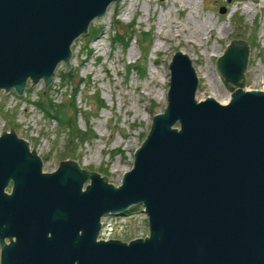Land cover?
I'll use <instances>...</instances> for the list:
<instances>
[{"label":"water","instance_id":"1","mask_svg":"<svg viewBox=\"0 0 264 264\" xmlns=\"http://www.w3.org/2000/svg\"><path fill=\"white\" fill-rule=\"evenodd\" d=\"M117 1L0 0L2 93L48 84L61 61L65 72L73 39ZM250 46L230 38L213 61L225 102L195 98L191 59L174 50L165 106L117 185L72 159L42 171L1 130L0 264H264V89L243 87ZM136 204L143 236L98 237L101 216Z\"/></svg>","mask_w":264,"mask_h":264},{"label":"rangeland","instance_id":"2","mask_svg":"<svg viewBox=\"0 0 264 264\" xmlns=\"http://www.w3.org/2000/svg\"><path fill=\"white\" fill-rule=\"evenodd\" d=\"M219 6L225 10L219 12ZM233 37L251 45L243 87L264 89V0L112 2L71 42L65 71H73L69 82L59 78L65 64L61 61L46 85L39 79L29 87L28 79L20 94L0 88V131L12 127L26 140L28 149L41 157L42 171L72 159L117 185L152 115L165 106L167 62L174 50L191 59L198 79L195 98L210 95L225 102L230 94L213 61ZM77 80L73 99L80 111L74 113L69 90ZM39 92L62 101L59 115L69 121L75 114V120L60 124L44 116L33 103ZM98 98L103 105L96 108ZM141 209L136 204L130 214L106 217L99 236L123 241L143 236L147 226Z\"/></svg>","mask_w":264,"mask_h":264},{"label":"trees","instance_id":"3","mask_svg":"<svg viewBox=\"0 0 264 264\" xmlns=\"http://www.w3.org/2000/svg\"><path fill=\"white\" fill-rule=\"evenodd\" d=\"M94 30L90 32V35L93 34ZM72 75H73V71H71V70H68L67 72L59 71V78L62 82L63 81L69 82L70 77ZM77 87H78V80L75 84L70 86L71 89L69 90V94L71 97V106L73 108L74 113L80 111L79 108H77L75 106L74 99H73L74 94L77 91ZM95 95H97V92H95ZM44 97H45V99H44ZM61 102L62 101L54 102V100L51 97L47 96L46 93L43 95L41 92H39L37 99L33 101V103L36 105V107L42 111L44 116H46L48 118L55 119L60 124L68 123L70 125L69 121L73 122L75 120V114L73 115V117L69 118V121H68V119L64 120V118L59 115L60 107H61V105H63ZM102 105H103L102 100L98 98L97 103H96V108L101 107ZM129 209L130 210L134 209V206L130 207Z\"/></svg>","mask_w":264,"mask_h":264},{"label":"built area","instance_id":"4","mask_svg":"<svg viewBox=\"0 0 264 264\" xmlns=\"http://www.w3.org/2000/svg\"><path fill=\"white\" fill-rule=\"evenodd\" d=\"M107 216H103V217H101L100 218V228H99V232H98V237H100L99 236V234L101 233V232H104L103 230H102V225H104V223H103V219H105ZM141 236V235H140ZM101 238V237H100Z\"/></svg>","mask_w":264,"mask_h":264},{"label":"bare ground","instance_id":"5","mask_svg":"<svg viewBox=\"0 0 264 264\" xmlns=\"http://www.w3.org/2000/svg\"><path fill=\"white\" fill-rule=\"evenodd\" d=\"M129 210H130V209H129ZM129 210H128V211H129ZM142 212H143V211H142ZM101 217H103V216H101ZM143 235H144V234H143Z\"/></svg>","mask_w":264,"mask_h":264},{"label":"flooded vegetation","instance_id":"6","mask_svg":"<svg viewBox=\"0 0 264 264\" xmlns=\"http://www.w3.org/2000/svg\"><path fill=\"white\" fill-rule=\"evenodd\" d=\"M11 182L9 183V186H10ZM9 191V190H8Z\"/></svg>","mask_w":264,"mask_h":264}]
</instances>
